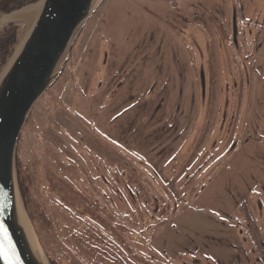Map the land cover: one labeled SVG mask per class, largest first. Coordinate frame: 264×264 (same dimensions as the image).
Segmentation results:
<instances>
[{"label":"rangeland","instance_id":"374dc122","mask_svg":"<svg viewBox=\"0 0 264 264\" xmlns=\"http://www.w3.org/2000/svg\"><path fill=\"white\" fill-rule=\"evenodd\" d=\"M67 59L16 148L50 264H264V0H101Z\"/></svg>","mask_w":264,"mask_h":264},{"label":"water","instance_id":"95a60500","mask_svg":"<svg viewBox=\"0 0 264 264\" xmlns=\"http://www.w3.org/2000/svg\"><path fill=\"white\" fill-rule=\"evenodd\" d=\"M40 1L43 5L33 29L0 82V224L8 229L19 264L50 262L31 229L20 200L16 172L18 139L31 109L66 64L78 31L101 2L37 0L5 14L23 11ZM15 21L18 20H8L0 29ZM238 33L237 10L234 9L233 40L237 46ZM201 80L206 90L204 73ZM0 264H8L2 255Z\"/></svg>","mask_w":264,"mask_h":264},{"label":"bare ground","instance_id":"6f19581e","mask_svg":"<svg viewBox=\"0 0 264 264\" xmlns=\"http://www.w3.org/2000/svg\"><path fill=\"white\" fill-rule=\"evenodd\" d=\"M43 5V1H40L36 4H32L29 7H27L26 9H24L23 11H18L12 14H3V16L0 18V27H2L8 20H18L21 22H24L25 26L23 28V33L20 37L19 43L17 44L14 56L12 57V59L10 60L9 64L5 67V69L3 70V72L0 75V82L2 80V78L4 77L5 73L7 72V70L9 69V67L11 66L12 61L14 60V58L19 54V52L22 50L26 40L28 39L33 26L40 14L41 8Z\"/></svg>","mask_w":264,"mask_h":264},{"label":"trees","instance_id":"16d2710c","mask_svg":"<svg viewBox=\"0 0 264 264\" xmlns=\"http://www.w3.org/2000/svg\"><path fill=\"white\" fill-rule=\"evenodd\" d=\"M37 0H17L15 6L10 7L11 0H0V12H11L19 9L24 5L36 2ZM17 32L15 28H10L0 36V51H7L9 47L16 42ZM21 186V185H20ZM21 188V187H20ZM22 191V190H21Z\"/></svg>","mask_w":264,"mask_h":264},{"label":"snow or ice","instance_id":"6c2138e0","mask_svg":"<svg viewBox=\"0 0 264 264\" xmlns=\"http://www.w3.org/2000/svg\"><path fill=\"white\" fill-rule=\"evenodd\" d=\"M0 255H2L8 264H19V256L15 251V246L4 224H0Z\"/></svg>","mask_w":264,"mask_h":264}]
</instances>
